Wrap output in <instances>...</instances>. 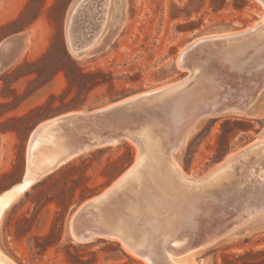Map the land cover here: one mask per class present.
<instances>
[{"label": "rangeland", "instance_id": "1", "mask_svg": "<svg viewBox=\"0 0 264 264\" xmlns=\"http://www.w3.org/2000/svg\"><path fill=\"white\" fill-rule=\"evenodd\" d=\"M75 2L0 0V44L12 39L19 44L24 41L19 53L26 48L20 58L0 70V194L22 180L27 146L40 124L72 112L96 111L178 83L189 72L179 69L176 62L191 42L241 32L264 19V10L255 0H119L123 15L120 26L111 28L118 10L114 5L93 53L78 58L66 41L67 17ZM78 72L94 76L81 78ZM47 103L46 108L29 116ZM260 111L255 119L204 118L176 152L175 161L189 178L205 177L264 135V105ZM132 133L138 140L149 137V129L144 127ZM155 141L149 137L150 143ZM138 154L131 176L139 175L149 192L161 186L148 172L154 154L136 142L90 148L87 154L43 177L6 211L0 226V251L17 264H75L69 254L91 264H145L129 255L120 242L96 239L81 244L68 235L76 209L120 178ZM164 157L169 161V150ZM238 166L234 179H239L242 171H257L253 163ZM131 176L119 187L118 197L125 202L136 185ZM175 186L185 194L196 193L181 178ZM53 225L58 234L51 241L52 248L44 256H36L33 237L49 234ZM152 226V220L142 219L138 229ZM160 259L158 264H170L165 256ZM179 264H264V229L222 242Z\"/></svg>", "mask_w": 264, "mask_h": 264}, {"label": "bare ground", "instance_id": "2", "mask_svg": "<svg viewBox=\"0 0 264 264\" xmlns=\"http://www.w3.org/2000/svg\"><path fill=\"white\" fill-rule=\"evenodd\" d=\"M255 1L264 10V0ZM118 3L119 0H115V3L113 0H76L66 23V41L74 56L81 58L87 53H93V48L107 29L114 5L118 10L111 28L120 26L123 15ZM73 24L74 31L71 34ZM198 40L219 42L208 44L189 59L190 70L184 80L142 94L141 96L148 98L143 104L139 103L134 107L135 113L128 119H117L119 126L116 128L121 131L114 130L111 134H105L101 129L89 141L97 148L136 142L154 154L150 164L152 168L148 172L157 178L156 182L161 186H154L149 192L150 187H144L148 185L144 180L138 179L139 175L131 176L138 154L132 167L111 187L85 203H91L95 207L92 226L80 227L74 233L71 228L73 218L71 219L68 235L70 234L74 242L79 239L87 243L95 233H102L107 235L108 240L120 242L129 255L141 259L145 264H158L162 255L170 264H179L180 261L184 262L222 242L239 239L264 229L262 133L254 143L230 156L200 179L189 178L174 159L176 152L205 121L202 117L195 118L197 111L202 108H214L220 102H234L226 105L223 116L250 117V112L255 115L251 118L260 117V110L264 105V19L241 32L205 36ZM23 43L12 41L4 46L0 54V69L5 63L8 66L23 55L26 48L19 53ZM186 49L187 47L180 53L178 65ZM10 50L14 52L9 54ZM233 87L237 89L236 92ZM141 106L145 108L144 114L139 112ZM240 109L248 113L239 114ZM85 113L87 112L70 113L45 121L32 133L27 146L22 182L11 191L0 195V226L6 211L43 177L90 152L87 145L80 150L74 145L83 132L77 118ZM85 120L87 121V117ZM139 127L148 128L149 137L155 139V143H150L148 136L143 140L135 139L132 131ZM110 135L118 140L111 142ZM168 150L169 161H166L164 155ZM240 163L243 166L253 163L257 171H242L239 179H234L235 169L240 168ZM129 175L136 185L131 188L126 203L118 195L121 193V183ZM179 178L191 184L196 193L185 194L179 186H175ZM215 218L225 220L224 231L204 233L207 223ZM142 219L152 220L153 226L138 229ZM146 230L149 231L148 234ZM0 264L17 263L0 251Z\"/></svg>", "mask_w": 264, "mask_h": 264}, {"label": "water", "instance_id": "3", "mask_svg": "<svg viewBox=\"0 0 264 264\" xmlns=\"http://www.w3.org/2000/svg\"><path fill=\"white\" fill-rule=\"evenodd\" d=\"M76 17H77V13L75 14V19H76ZM70 31L72 34L74 31V24H73V27H71ZM25 36L26 35L22 36L20 39L24 40ZM209 36H213V35H209ZM10 42H12V39H7L0 44V54H1V51L4 48V46ZM218 42H219L218 40H214V41L198 40L195 43L191 42L193 44L191 46H189L190 45L189 44L188 45L189 47L186 46L187 47L186 53L183 56V59L181 60L179 65L176 62V66L181 70H187V71L190 70L189 59L193 55H196L204 47H207L208 44L218 43ZM72 46H74V43L72 44ZM5 67H6V63L1 67L0 70L4 69ZM233 90H234V92H236L237 89H235L233 87ZM142 94H144V93H142ZM142 94L134 95L132 97H127V98H124L120 101L114 102L111 105L107 106V108L103 111H99L100 110L99 109V110H96L97 112L91 111V112H87L85 114H80L79 117L77 118V122H79L80 126L83 127L82 128L83 132L81 133V137L74 144L77 147V149L80 150L85 145L89 146L88 148L96 147V145L91 144L89 141H91V139L94 138L96 133L101 131V129L105 131V134H111L110 132L111 131L113 132L114 130L121 131L120 128H116L117 126H119L118 125L119 120H117V119L118 118L119 119H122V118L128 119L129 117H131V115L133 113H135V111H133L134 107L137 106L139 103L143 104V101H146L145 99L148 98L147 96H141ZM234 95H236V94H234ZM230 104H234V102H232ZM230 104H229V102H220L214 108H202L199 111H197L195 118L196 117L217 118V117L223 116L226 112L225 111L226 105H230ZM144 109H145L144 106H141V108L139 109V112L141 114H144V112H143ZM80 112H82V111L72 112V113H80ZM238 113L245 115L248 113V111H244L243 109H240V111H238ZM248 116L254 117L255 115L249 112ZM71 117H73V116H71ZM85 117H87V121L85 120ZM253 119H255V118H253ZM119 134H121V133H119ZM110 137L111 138L109 140L111 142L114 141V139H116L113 135H110ZM116 140H118V139H116ZM120 140H121V137H120ZM110 141H106V142H110ZM22 180H23V178H22ZM22 180L20 181V183L22 182ZM111 185L109 187H111ZM14 187L15 186L11 187L10 189H8L7 191L3 192L0 195H3L4 193L11 191ZM85 203H83L81 206H79L76 209V211L74 212V215L72 217L73 220L71 222V228H72V232H74V233H76L80 227H87V226L90 227V226H92V223H94V221H93V219H94L93 210L95 207L91 203H89V204H85ZM224 227H225V220L215 218V219H212L211 221H209V223H207V226H206L205 230H203V232L207 233V232L217 231L218 233H222L224 231ZM107 238H108L107 235H104L102 233H100V234L95 233V236H93V238H91L89 242H92L96 239L107 240ZM77 242H79L81 244H85V243H83V241H81L79 239H77ZM89 242H87V243H89Z\"/></svg>", "mask_w": 264, "mask_h": 264}, {"label": "trees", "instance_id": "4", "mask_svg": "<svg viewBox=\"0 0 264 264\" xmlns=\"http://www.w3.org/2000/svg\"><path fill=\"white\" fill-rule=\"evenodd\" d=\"M78 75L81 77V78H91V77H93L94 75H83V74H81L80 72H78ZM68 79V81H69V78H67ZM54 99V98H53ZM48 106V103L47 104H45V105H43V106H41L40 108H38L37 109V111H32L30 114H29V116L30 115H32V114H34V113H36V112H38V111H40V110H42V109H44V108H46ZM25 222H29L28 220H24ZM57 228H56V225H53L52 226V229H51V231H50V233L49 234H47V235H44V236H37V237H33V250H34V252H35V255L36 256H38V257H42V256H44L48 251H49V249L50 248H52V240H53V238H55L56 236H57ZM59 237H58V240H57V242H59ZM69 257L71 258V259H74V261H76V262H74L75 264H91V263H89V262H83V261H81V260H78V258L77 257H74V256H72L71 254H69Z\"/></svg>", "mask_w": 264, "mask_h": 264}]
</instances>
